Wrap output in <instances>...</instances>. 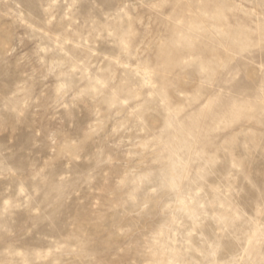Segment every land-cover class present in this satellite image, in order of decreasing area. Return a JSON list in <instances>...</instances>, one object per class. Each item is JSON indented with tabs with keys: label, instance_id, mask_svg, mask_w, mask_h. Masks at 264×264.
I'll return each mask as SVG.
<instances>
[{
	"label": "rangeland",
	"instance_id": "rangeland-1",
	"mask_svg": "<svg viewBox=\"0 0 264 264\" xmlns=\"http://www.w3.org/2000/svg\"><path fill=\"white\" fill-rule=\"evenodd\" d=\"M0 264H264V0H0Z\"/></svg>",
	"mask_w": 264,
	"mask_h": 264
}]
</instances>
